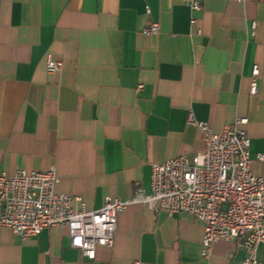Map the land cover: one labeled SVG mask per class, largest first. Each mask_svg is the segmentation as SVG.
I'll return each instance as SVG.
<instances>
[{
    "label": "crops",
    "instance_id": "1",
    "mask_svg": "<svg viewBox=\"0 0 264 264\" xmlns=\"http://www.w3.org/2000/svg\"><path fill=\"white\" fill-rule=\"evenodd\" d=\"M200 2L192 14L182 0H0V173L54 168L55 192L88 212L131 202L152 165L203 151L192 117L213 134L247 119L250 173L264 177V0ZM151 22L157 35L143 33ZM48 55L60 73H47ZM202 239L188 215L131 203L92 261L65 228L28 241L0 229V264H241L232 242L201 258Z\"/></svg>",
    "mask_w": 264,
    "mask_h": 264
},
{
    "label": "built area",
    "instance_id": "2",
    "mask_svg": "<svg viewBox=\"0 0 264 264\" xmlns=\"http://www.w3.org/2000/svg\"><path fill=\"white\" fill-rule=\"evenodd\" d=\"M182 1L192 14L201 12L200 0ZM231 1L245 4L248 0ZM189 26L196 29L197 20L191 18ZM158 32L155 22L143 31L147 35ZM45 69L49 74L60 73L62 63L48 55ZM258 76L255 66L250 77L251 97L257 96ZM187 124L200 131L203 151L190 160L178 156L152 165L148 193L136 190L131 202L106 198L100 209L88 212L79 198L55 192L59 181L54 168L29 173L19 170L11 176L0 173V229L28 241L45 231L65 228L70 247L92 261L97 248L113 246L117 216L129 204L142 203L151 212L170 217L185 214L199 222L203 229L201 258L208 259L213 244L224 241L235 243L242 253L241 264H260L256 255L264 246V177L250 173L248 120L236 119L219 134L192 117ZM255 160L264 163V155H256Z\"/></svg>",
    "mask_w": 264,
    "mask_h": 264
}]
</instances>
